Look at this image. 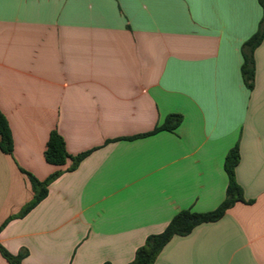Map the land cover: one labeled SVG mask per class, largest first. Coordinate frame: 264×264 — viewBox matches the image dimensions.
Listing matches in <instances>:
<instances>
[{
    "label": "crops",
    "instance_id": "0c3cea01",
    "mask_svg": "<svg viewBox=\"0 0 264 264\" xmlns=\"http://www.w3.org/2000/svg\"><path fill=\"white\" fill-rule=\"evenodd\" d=\"M257 0H0V245L22 264H128L183 210L225 200L236 146L244 201L174 237L155 264H264V41ZM182 116L174 132L154 129ZM52 131L71 169L46 162ZM40 181L47 197L24 217ZM0 264H10L0 252Z\"/></svg>",
    "mask_w": 264,
    "mask_h": 264
},
{
    "label": "trees",
    "instance_id": "16d2710c",
    "mask_svg": "<svg viewBox=\"0 0 264 264\" xmlns=\"http://www.w3.org/2000/svg\"><path fill=\"white\" fill-rule=\"evenodd\" d=\"M258 1L263 9L262 20L258 31L248 41H246L242 47L244 57L242 76L246 86L250 90L253 89L255 81V51L264 41V0ZM181 123L182 116L170 115L166 118L163 124L144 136L153 135L162 131L174 132ZM0 150L7 155H12L14 150L12 132L9 123L1 112ZM87 154L88 153H83L76 157H72L66 150L65 142L62 136L57 131H52L47 142L45 159L47 163L58 167L64 166L68 160H71L73 161L71 169H74ZM239 159V150L236 146L230 151L225 161V171L229 177V185L226 191L225 200L216 210L208 213H196L191 210H183L179 212L162 233L150 235L146 239L144 245L136 251L133 261L128 264H155L162 250L174 237L187 236L201 224L219 221L237 202H243V190L237 183L235 174ZM21 171L27 175L34 192L33 200L20 214L21 217H24L47 197L48 185L60 175V172H56L45 181H40L32 174L24 170ZM3 227L4 226H2V228ZM2 228H0V231ZM0 252L10 264H22L23 259L27 255V253H20L17 256L12 255L1 245Z\"/></svg>",
    "mask_w": 264,
    "mask_h": 264
},
{
    "label": "snow or ice",
    "instance_id": "6c2138e0",
    "mask_svg": "<svg viewBox=\"0 0 264 264\" xmlns=\"http://www.w3.org/2000/svg\"><path fill=\"white\" fill-rule=\"evenodd\" d=\"M116 2L117 3H122V2H124V0H116ZM248 2H250V3H256L257 2V0H248Z\"/></svg>",
    "mask_w": 264,
    "mask_h": 264
}]
</instances>
